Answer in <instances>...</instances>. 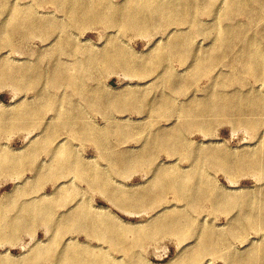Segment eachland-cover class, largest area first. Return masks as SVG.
<instances>
[{"label": "rangeland", "instance_id": "374dc122", "mask_svg": "<svg viewBox=\"0 0 264 264\" xmlns=\"http://www.w3.org/2000/svg\"><path fill=\"white\" fill-rule=\"evenodd\" d=\"M140 1L4 0L5 8L0 11V70L5 66L2 70L29 72L31 78L21 88L0 81V118L9 120L0 121L2 263L78 264V256L90 255V261L82 264H95L105 253L116 259L115 264L118 260L121 264H264V77L243 68L253 55L250 50L264 49V0ZM160 3L171 12L160 15L161 11L155 10ZM177 7L183 8L182 13ZM21 8L39 25H31L28 19L25 24H14L11 19ZM81 8L88 12L82 13ZM153 10L158 21H167L151 19ZM134 12H139V17L144 12L141 27L132 26ZM223 32L229 35L222 39ZM103 55L109 62L90 68L91 73L82 69L78 74L71 69L78 59L93 65L92 57ZM124 60L133 63L132 69L122 65ZM67 66L69 73L75 74L74 82L58 76L59 71H68ZM224 104L236 106L226 117ZM213 107L219 113L214 115ZM21 113L27 121L16 127L12 120ZM50 132L57 138H50ZM171 151L172 156L168 155ZM213 154L218 167L208 158ZM7 157L11 162L16 158V166ZM253 159L260 164H253ZM175 175L187 180L181 197L167 185ZM32 207H39L40 212H27ZM78 208L91 211L87 219L73 216L81 213ZM177 211L182 215H176ZM8 217H13L12 225Z\"/></svg>", "mask_w": 264, "mask_h": 264}, {"label": "bare ground", "instance_id": "6f19581e", "mask_svg": "<svg viewBox=\"0 0 264 264\" xmlns=\"http://www.w3.org/2000/svg\"><path fill=\"white\" fill-rule=\"evenodd\" d=\"M99 1H100V0H99ZM135 1H136V0H135ZM141 1H142V0H141ZM141 1H140V2H141ZM161 1H162V0H161ZM173 1H174V0H172V2H173ZM175 1H176V0H175ZM188 1H190V0H188ZM233 1H234V0H233ZM235 1H236V0H235ZM240 1H241V0H240ZM87 2H88V1H87ZM87 2H86V3H87ZM89 2H90V1H89ZM93 2H94V1H93ZM93 2H92V3H93ZM142 2H143V1H142ZM142 2H141V3H142ZM149 2H150V1H149ZM154 2H155V0H154ZM154 2H153V5L151 4L152 7H153V6H154V7L156 6V5H154ZM162 2H163V1H162ZM170 2H171V1H170ZM176 2H177V1H176ZM191 2H193V1H191ZM141 3H140L139 5H141ZM143 3H144V2H143ZM145 3H146V2H145ZM174 3H175V2H174ZM189 3H190V2H189ZM238 3H239V2H238ZM254 3H255V2H254ZM4 4H5V3H4V0H0V11L3 10V9L5 8V7H4ZM81 4H82V2H81ZM83 4H84V3H83ZM83 4H82V5H83ZM88 4H89V3H88ZM93 4H94V3H93ZM160 4H161V3H160ZM166 4H167V3H166ZM183 4H184V2H183ZM255 4H257V3H255ZM89 5H91V4H89ZM132 5H133V4H132ZM136 5H138V4H136ZM151 5H150L149 7H150V9L152 10L153 8H151ZM168 5H169V4H168ZM172 5H173V4H172ZM191 5H192V4H191ZM193 5H194V4H193ZM236 5L239 6V4H236ZM236 5H233V6H236ZM240 5H241V4H240ZM246 5H247V4H246ZM19 6H20V5H19ZM92 6H93V5H92ZM134 6H135V4H134ZM134 6H133V9H134ZM182 6L184 7V5H182ZM229 6H230V5H229ZM238 6H237V7H238ZM79 7H80V6H79ZM171 7H172V6H171ZM226 7H227V6H226ZM11 8H13L14 11L17 10L15 6H11ZM177 8H178V7H177ZM244 8H246V7H244ZM115 9H116V8H115ZM141 9H142V8H141ZM158 9L161 11V12H159V14H160V13H163V12H167V11L171 12L170 8H168L166 5H164V3L161 4V5H159V6H157V7L155 8V10H157V12H158ZM182 9H183V8H182ZM182 9H181V8H180V9L178 8V10H180V11H181ZM189 9L192 11V9L190 8V6H189ZM34 10H35V9H34ZM106 10H107V8L105 9V12L108 13V10H107V11H106ZM135 10H136V9H135ZM73 11H75V10H73ZM76 11H77V10H76ZM76 11H75V12H76ZM79 11H82V13H83V12H85V13L88 12L87 9H83V8H81V10H79ZM113 11H114V10H113ZM138 11H139V9H138ZM140 11H141V10H140ZM148 11H149V10H148ZM187 11H188V10H187ZM231 11H233L232 8H231ZM234 11H235V10H234ZM234 11H233V12H234ZM236 11H237V10H236ZM236 11H235V12H236ZM34 12H35V11H34ZM114 12H115V11H114ZM157 12H155V11L153 10V11H152V17H150V18H151V19H156V18H157V21H158L159 19H158V16H157ZM102 13H104V12H102ZM117 13H118V12H117ZM138 13H139V12H138ZM138 13H135V12H134V14H131L132 17L130 16V17H131V20L133 21V23H132V26H133V27H139V26L141 27V26L143 25V23H144V19H145V18L141 17V16L143 15L144 12H142V14H141V16H140L141 18L139 17L140 14H138ZM149 13H151V12H148V14H149ZM172 13H173V12H172ZM181 13H182V11H181ZM237 13H238V11H237ZM16 14H17V13H15V16L11 19V20L13 21L14 24H17V25H18V24H25V20L28 19V21L31 23V25H33V26H35L36 24L39 25V21L33 19L32 17H31V18H28L29 16L26 14V11L23 10L22 8H21V12H20L19 14H17V15H16ZM39 14H41V13L39 12ZM39 14H38V15H39ZM112 14H113V12H112ZM166 14H168V13H166ZM183 14H184V13H183ZM187 14H188V13H187ZM230 14H232V13H230ZM9 15H10V14H9ZM11 15H12V14H11ZM42 15H44V14H42ZM105 15H108V14H105ZM109 15H111V11H109ZM129 15H130V14H129ZM160 15H161V14H160ZM188 15L190 16V14H188ZM112 16H113V15H112ZM112 16H111V18H112ZM117 16H118V15H116V17H117ZM239 17H240V16H239ZM113 18H114V17H113ZM113 18H112V19H113ZM168 18H169V17H168ZM176 18H177V17H175V16L173 17L174 20H175ZM8 19H10V17H8ZM184 19H185V25H186V17H185ZM59 20H60V19H59ZM64 20H65V19H64ZM115 20H116V18H115ZM139 20H140V21H139ZM161 20H163V22H165L166 19H161ZM161 20H160V21H161ZM171 20H172V18L170 17V20H169L170 23L173 21V20H172V21H171ZM177 20H178V19H177ZM189 20H190V19H189ZM9 21H10V20H9ZM151 21H152V20H151ZM155 21H156V20H155ZM160 21H158V22L160 23ZM166 21H167V20H166ZM229 21H230V20H229ZM18 22H19V23H18ZM161 22H162V21H161ZM187 22H188V21H187ZM64 23H65V21H64ZM72 23H73V21H72ZM166 23H167V22H166ZM166 23H162V24H166ZM174 23H175V22H174ZM179 23H181V22H179ZM179 23H178V24H179ZM239 23H240V22H239ZM65 24H66V23H65ZM67 24H69V23H67ZM67 24H66V25H67ZM181 24H182V23H181ZM147 25H148V24H147ZM155 25H157V24H155ZM160 25H161V24H160ZM167 25H170V24H167ZM182 25H183V24H182ZM182 25H181L180 27H182ZM241 25H243V24H241ZM20 26H21V25H20ZM60 26H61V23H60ZM62 26H63V24H62ZM149 26H150V25H149ZM180 27H179V28H180ZM222 27H223V26H222ZM63 28H64V27H63ZM237 28H238V27H237ZM242 28H244V27L242 26ZM249 28H250V26H249ZM225 29H226V28H225ZM235 29H236V27H235ZM26 30H27V29H26ZM62 30H63V29H62ZM69 30H70V29H69ZM221 30H222V29H221ZM60 31H61V30H59V32H60ZM64 31H65L66 33L68 32L66 29H65ZM197 31H198V30H197ZM241 31H242V30H241ZM243 31H244V30H243ZM70 32H71V31H70ZM263 32H264V31H263ZM6 33H7V32H6ZM165 33H166V32H165ZM230 33H231V31H230ZM239 33H240V32H239ZM242 33H244V32H242ZM260 33H262V32H260ZM226 34H227V32H226ZM226 34H225V32L222 33V36H223L222 39L224 38V36H225ZM244 34H245V33H244ZM247 34H248V33H247ZM185 35H186V34H185ZM185 35H184V36H185ZM228 35H229V34H227L226 36H228ZM242 35H243V34H242ZM256 35H257V34H256ZM258 35H259V34H258ZM260 35H261V37H262V34H260ZM260 35H259V36H260ZM65 36H67V35H65ZM70 36H71V34H70ZM70 36H68V37H70ZM184 36H183V38H184ZM239 36H240V34H239ZM261 37H260V38H261ZM183 38H182V39H183ZM238 38H239V37H238ZM256 39H257V38H256ZM262 39H263V37H262ZM8 40H10V39H8ZM8 40H7V41H8ZM180 40H181V39H180ZM230 40H232V39H229V41H230ZM246 40H247V38H246ZM263 40H264V39H263ZM7 41H6V42H7ZM184 41H185V39H184ZM250 41L252 42L251 39H250ZM250 41H249V42H250ZM178 42H179V41H178ZM182 42H183V41H182ZM220 42H221V40H220ZM251 42H250V43H251ZM259 42H260V41H259ZM214 43H216V41H215ZM229 43H230V42H229ZM246 43H247V42H246ZM184 44H185V43H184ZM218 44H220V43H218ZM223 44H224V43H223ZM230 44H232V43H230ZM255 44H256V43H255ZM189 45H190V44H189ZM216 45H217V44H215V46H216ZM222 46H223V45H222ZM231 46H232V45H231ZM233 46H234V45H233ZM262 46H264V45H262ZM234 47H236V46H234ZM189 49H191V48H189ZM225 49H226V48H225ZM242 49H243V48H242ZM247 49H248V48H247ZM68 50H69V49H68ZM80 50H82V49H80ZM234 50H235V49H234ZM165 51H166V50H165ZM218 51H221V49L218 50ZM242 51H243V50H242ZM245 51H246V50H245ZM250 51H251V53H253V55L250 54V55H252V56L250 57L251 60L248 61V63L246 64V66L243 67V68L247 69V71H249V73H252V72H253L252 74L256 75V77H264V49H259V50L255 49L254 51H252V50H250ZM233 52H234V51H233ZM235 52H236V51H235ZM106 53H107V52H106ZM218 53H219V52H218ZM225 53H226V52H225ZM237 53H238V52H237ZM243 53H244V52H243ZM243 53H242V54H243ZM103 54H104V53H103ZM178 54H179V53H178ZM187 54H188V53H186V55H187ZM112 55H113V54H112ZM179 55H180V54H179ZM188 55H189V54H188ZM191 55H194V54H191ZM235 55H236V54H235ZM235 55H234V56H235ZM239 55H240V54H239ZM244 55H245V53H244ZM180 56L182 57L183 55H180ZM180 56H179L178 58H181ZM106 57H107V56H104V55H103V57H100V56L95 57V56H93L92 59H91V61H94V63H93V65H92V64L89 63V62L83 64V62L80 61V59H78L77 56H76V58H77L78 60H77V61H74V62L72 63L73 65H72L71 69H72V70L75 69V70L78 72V74L81 73L82 69H84L83 71H85L87 74H88V73H91L90 68H92V67H94V68L101 67L102 64H101L100 62H103V63H105V62H109V59L106 58ZM110 57H111V56H110ZM184 57H185V56H184ZM184 57H183V58H184ZM187 57H188V56H187ZM187 57H186V58H187ZM194 57H195V56H194ZM221 57H222V54H221ZM163 58H164V57H163ZM167 58H168V57H167ZM225 58H226V57H225V55H224V59H225ZM239 58H241V57H239ZM110 59H111V58H110ZM135 59H136V58H135ZM187 59H188V58H187ZM187 59H184V60H187ZM143 60H144V59H143ZM181 60H182V59H181ZM181 60H180V61H181ZM213 60H215V58H214ZM133 61H134V60H133ZM140 61H141V60H140ZM157 61H158V60H157ZM166 61H167V60H166ZM187 61H188V60H187ZM218 61H219V60H218ZM240 61H241V60H240ZM246 61H247V60H246ZM68 62H69V61H68ZM183 62H184V61H183ZM211 62H212V60H211ZM216 62H217V60H216ZM161 63H162V62H161ZM184 63H185V62H184ZM184 63H182V64H184ZM242 63H243V61H242ZM111 64H112V63H111ZM163 64H164V63H163ZM163 64H162V65H163ZM213 64H214V63H213ZM122 65H123L124 67H126V68H130V69H132V67H133V63L128 62L127 60H124V62L122 63ZM136 65H137V64H136ZM139 65H142V63L139 64ZM148 65H149L150 68H151V63H149ZM184 65H185V64H184ZM210 65H211V64H210ZM6 66H7V65H6ZM70 66H71V65H70ZM144 66H145V65H144ZM217 66H218V65H217ZM4 67H5V66H4ZM4 67H2V68H4ZM137 67H139V66L137 65L136 68H137ZM140 67H141V66H140ZM159 67H160V66H159ZM2 68H1V70H0V81H1V80H5L6 82H9V81H10L12 84H14V86H17V87H19V88L23 87V85L28 84V81H25V80H28L29 78H31V77H30L31 74H30L29 72L26 73V72L21 71V70H18V71H15V72H14L11 68H7V69L5 68V69H3V70H2ZM141 68H143V67H141ZM160 68H161V67H160ZM163 68H164V67H163ZM165 68H166V67H165ZM208 68H209V67H208ZM210 68H211V66H210ZM66 69H68V71H66V70H64V69L61 70V71H59V72H58V76H60V78H63V79H66V80H71V82H74V81H75V76H74L75 74L73 75L72 72L69 73L70 68H68V66H67ZM134 70H135V68H134ZM138 70H139V68H138ZM151 70H152V68H151ZM139 71H140V70H139ZM143 71H144V68H143ZM143 71H142V72H143ZM204 71H205V70H204ZM206 71H209V70H206ZM135 72H136V71H135ZM144 72H145V71H144ZM149 72H153V71H150V70H149ZM158 72H159V71H158ZM202 72H203V70H202ZM154 73H155V71H154ZM145 74H146V73H145ZM145 74H144V76H145ZM168 74H169V73H168ZM175 74H176V73H175ZM208 74H209V73H208ZM208 74H207V75H208ZM177 75H178V74H177ZM179 75H180V74H179ZM207 75H206V76H207ZM248 75H249V74H248ZM169 76H170V74H169ZM173 76H174V73H173ZM182 76H183V75H182ZM188 76H189V75H188ZM203 76H204V75H203ZM158 77H159V76H158ZM24 78H25V79H24ZM46 78H47V77H45V79H46ZM93 78H94V77H93ZM174 78H175V77H174ZM217 78H218V77H217ZM224 78H225V77H224ZM224 78H223V79H224ZM21 79H23V81H25L24 84H23V81H21ZM37 79H39V77H37ZM228 79H229V78H228ZM228 79H227V80H228ZM53 80H54V79H53ZM86 80H87V79H86ZM86 80H85V81H86ZM88 80H89V79H88ZM215 80H216V79H215ZM249 80H250V79H249ZM45 81H46V80H45ZM166 81H167V80H166ZM166 81H165V84H166ZM223 81H224V80H222L221 82H223ZM239 81H240V80H239ZM246 81H248V80H246ZM212 82H213V81H212ZM30 83H31V82H30ZM170 83H171V82H170ZM215 83H216V82H215ZM215 83H214V84H215ZM40 84H41V83H40ZM43 84H44V83H43ZM53 84H54V82H53ZM221 85H222V84H221ZM63 86H64V85H63ZM171 86H172V85H171ZM212 86H213V84H212ZM212 86H211V87H212ZM32 87H33V86H32ZM169 87H170V86H169ZM243 87H244V86H243ZM245 87H246V86H245ZM170 88H171V87H170ZM175 89H176V88H175ZM232 89H233V87H232ZM232 89L230 88V90H232ZM108 90H109V89H108ZM241 90H244V89H242V87H241ZM166 91H168V90H166ZM170 91H171V90H170ZM244 91H245V90H244ZM240 92H241V91H240ZM240 92H239V93H240ZM169 93H170V92H169ZM222 94H223V93H222ZM230 94H231V93H229L228 95H230ZM51 96H52V95H51ZM224 96H226V95H224ZM241 96H242V95H241ZM53 97H54V96H53ZM53 97H52V98H53ZM209 97H210V96H209ZM212 97H213V96H212ZM236 97H238V96H236ZM236 97H235V98H236ZM47 98H49V96H48ZM47 98H46V99H47ZM100 98H101V97H100ZM238 98H239V97H238ZM172 99H173V98H172ZM172 99H171V100H172ZM229 99H230V102H231V98H229ZM48 100H49V99H48ZM173 100H174V99H173ZM213 100H215V98H213L212 101H213ZM227 100H228V99H227ZM45 101H46V100H45ZM224 101H225V100H224ZM232 101H233V100H232ZM77 102H78V100H77ZM173 102L175 103L176 101H173ZM177 102H178V101H177ZM217 102H218V101H217ZM235 102H236V101H235ZM239 102H240V99H239ZM258 102H259V101H258ZM179 103H180V102H179ZM225 103H227V102H225ZM222 104H223V103H222ZM228 104H229V103H227V105H228ZM231 104H232V103H231ZM142 105H143V104H142ZM174 105H175V104H174ZM177 105H178V104H177ZM225 105H226V104H224V106H223V107H224V109H223V113H224L223 117H224L226 114L230 113V112H234V111H235L234 108L236 107V106L234 105V108H231V107H229V106H225ZM172 106H173V104H172ZM241 107H242V106H241ZM259 107H260V106H259ZM129 108H130V107H129ZM143 108H144V107H143ZM176 108H177V107H176ZM180 108H181V107H180ZM213 108H214V107H213ZM229 108H230V109H229ZM130 109H133V108L131 107ZM150 109H151V108H150ZM150 109H149V111H150ZM172 109H173V108H172ZM181 109H182V108H181ZM190 109H191V108H190ZM199 109H200V108H199ZM205 109H206V108H205ZM246 109H248V106H247ZM158 110H159V109H158ZM214 110H215V111H214ZM244 110H245V109H244ZM257 110H259V109H257ZM175 111H176V110H175ZM205 111H206V113H207V110H205ZM71 112H72V111H71ZM214 112H215V113H219V112H216V108L213 109V114H214ZM227 112H228V113H227ZM237 112H238V111H237ZM110 113H111V112H110ZM156 113H157V112H156ZM257 113H258V112H257ZM257 113H256V116H257ZM63 114H64V113H63ZM63 114H62V115H63ZM65 114H66V113H65ZM152 114H153V113H152ZM237 114H238V113H237ZM237 114H236V115H237ZM258 114H259V113H258ZM62 115H61V116H62ZM166 115H167V114H166ZM203 115H204V114H203ZM214 115H215V114H214ZM217 115H218V114H217ZM230 115H233V114H230ZM64 116H65V115H64ZM112 116H113V115H112ZM207 116H208V115H207ZM207 116H206V117H207ZM215 117H216V116H215ZM215 117H214V118H215ZM217 117H218V116H217ZM219 117L221 118V116H219ZM225 117H226V116H225ZM258 117H259V116H258ZM260 117H261V115H260ZM57 118L59 119V116H58ZM160 118H161V116H160ZM207 118H208V117H207ZM207 118H206V119H207ZM236 118H237V117H236ZM156 119H157V118H156ZM192 119H193V118H192ZM199 119H200V118H199ZM216 119H217V118H216ZM216 119H215V120H216ZM223 119H224V118H223ZM223 119H222V121H223ZM226 119H227V118H226ZM232 119H235V118H232ZM256 119H257V117H256ZM74 120H75V119H74ZM154 120H155V119H154ZM157 120H159V119H157ZM183 120H184V119H183ZM202 120H203V119H202ZM204 120H205V119H204ZM235 120H236V119H235ZM237 120H238V119H237ZM259 120H261V119H259ZM0 121L5 123V122H8L9 120H7L6 118L4 119V118L1 117V118H0ZM26 121H27V120H26V117H25V115L22 114V113L19 114V116H17L14 120H12L13 124H14L16 127L20 126V125H21L20 123H25ZM57 121H58V123H61L62 120L60 119V120H57ZM75 121H77V120H75ZM81 121H83V120H81ZM89 121H90V120H89ZM206 121H207V120H206ZM206 121H205V122H206ZM208 121H210V119H209ZM216 121H217V120H216ZM220 121H221V120H220ZM226 121H227V120H226ZM257 121H258V120H257ZM55 122H56V121H55ZM65 122H66V119H65V121L62 122V123L64 124ZM69 122H71V121H69ZM86 122H88V120H86ZM90 122H91V121H90ZM155 122H156V121H155ZM218 122H219V121H218ZM229 122H230V121H229ZM262 122H263V121H262ZM77 123H78V122H77ZM91 123H92V122H91ZM185 123H186V122H185ZM185 123H183V124H185ZM187 123H188V122H187ZM209 123H211V121H210ZM209 123H208V124H209ZM71 124H72V123H71ZM188 124H189V123H188ZM188 124H185V125H188ZM204 124H205V126H206V123H204ZM258 124H259V123H258ZM64 125H65V124H64ZM64 125L62 126L63 128L66 127V126H64ZM211 125H212V124H211ZM2 126H3V125H2ZM75 126H76V125H75ZM196 126L198 127V125H196ZM207 126H209V125H207ZM239 126H240V125H239ZM258 126H259V125H258ZM71 127H72V125H71ZM91 127H92V126H91ZM120 127H121V126H120ZM182 127H183V126H182ZM190 127L192 128V126H190ZM193 127H194V126H193ZM56 128H57V127H56ZM89 128H90V127H89ZM187 128H189V127H187ZM208 128H209V127H208ZM193 129H194V128H193ZM0 130H1V129H0ZM55 130H57V129H55ZM189 130H190V129H189ZM200 130L203 131L204 129H200ZM62 131H63V130H62ZM69 131H71V130H69ZM72 131H73V130H72ZM254 131H255V130H254ZM48 132H49V131H48ZM48 132H47V133H48ZM53 132H54V131H53ZM58 132H59V131H58ZM64 132H65V130H64ZM64 132H63V133H64ZM77 132H78V131H77ZM68 133H69V132H68ZM78 133H79V132H78ZM169 133H171V132H169ZM256 133H257V132H256ZM51 134H52V132H50V138H51V137H55V136H51ZM79 134H80V133H79ZM175 134H176V133H175ZM175 134H174V135H175ZM179 134H181V133H179ZM45 135H46V134H45ZM52 135H54V133H53ZM59 135H60V134H59ZM93 135L95 136L94 133H93ZM184 135H185V134H184ZM62 136H63V135H62ZM68 136H69V135H68ZM72 136H73V135H72ZM89 136H91V138L93 139L92 135H89ZM96 136H97V135H96ZM104 136H105V134H104ZM106 136H107V135H106ZM166 136H167V135H166ZM172 136H173V134H172ZM185 136H186V135H185ZM44 137H46V136H44ZM59 137H60V136H59ZM174 137H175V136H174ZM55 138H57V137H55ZM86 138H87V137H86ZM95 138H96V137H95ZM100 138H101V137H100ZM154 138H155V137H154ZM163 138H164V137H163ZM172 138H173V137H172ZM172 138H171V139H172ZM183 138H184V137H183ZM71 139H72V138H71ZM71 139H70V142H71ZM92 139H91V140H92ZM155 139H156V138H155ZM184 139H185V138H184ZM48 140H49V139H48ZM88 140H89V138H88ZM88 140H87V142H88ZM91 140H90V141H91ZM93 140H94V139H93ZM95 140H96V139H95ZM105 140H106V139H105ZM157 140H158V139H157ZM41 141H42V140H41ZM41 141H39V142H40V144H41L42 146H47V145H48V144L45 145L46 142H44V144H42ZM90 141H89V142H90ZM99 141H100V140H99ZM99 141H98V142H99ZM185 141H186V140H185ZM42 142H43V141H42ZM60 142H61V141H60ZM84 142H85V141H84ZM155 142H156V141H155ZM155 142H153V144H154ZM53 143H54V142H53ZM99 143H100V142H99ZM105 143H106V142H105ZM156 143H157V142H156ZM156 143H155V144H156ZM50 144H51V143H50ZM50 144H49V146H50ZM93 144H96V143H93ZM100 144H102V143H100ZM148 144H149V143H148ZM155 144H154V145H155ZM263 144H264V143H263ZM51 145H52V144H51ZM170 145H171V142H170ZM172 145H173V143H172ZM179 145H180V144H179ZM179 145L177 144V146H179ZM184 145H185V144H184ZM259 145H260V144H259ZM259 145H258V146H259ZM35 146H37V144H36ZM35 146H34V147H35ZM71 146H72V145H71ZM101 146H102V145H101ZM101 146H100V147H101ZM161 146H162V144H161ZM177 146L174 147V148H177ZM185 146H186V145H185ZM185 146H184V148H185ZM47 147H48V146H47ZM100 147H98V148H100ZM144 147H145V146H144ZM159 147H160V145H159ZM179 147H180L181 149L183 148L182 146H179ZM179 147H178V148H179ZM187 147H188V146H187ZM103 148H104V145H103ZM32 149H33V147H32ZM160 149H161V148H160ZM165 149H166V148H164V150H165ZM189 149H190V148H189ZM44 150H45V149H44ZM55 150H56V149H55ZM130 150H131V149H130ZM130 150H129V151H130ZM142 150H143V149H142ZM185 150H186V148H185ZM45 151H46V150H45ZM75 151H76V150H75ZM107 151H108V150H107ZM131 151H132V150H131ZM146 151H147V150H146ZM146 151H145V152H146ZM168 151H169V150H168ZM168 151H167V152H168ZM172 151H173V150H172ZM172 151H171V153H169L168 155H171V156H172V154H173ZM179 151H180V150H179ZM179 151H178V152H179ZM2 152H3V151H2ZM5 152H6V151H5ZM164 152L166 153V150H165ZM183 152H184V151H182V153H183ZM260 152H263V151L260 150ZM3 153H4V152H3ZM8 153H9V152H8ZM34 153H36V152H34ZM40 153H41V152H40ZM102 153H104V152H102ZM130 153H131V152H130ZM147 153H148V151H147ZM179 153H180V152H179ZM201 153H202V152H201ZM4 154H5V153H4ZM113 154H114V153H113ZM131 154H132V153H131ZM159 154H160V153H159ZM254 154H256V153H254ZM111 155H112V153H111ZM115 155H116V154H115ZM146 155H147V154H146ZM153 155H154V154H153ZM258 155H259V154H258ZM260 155H261V154H260ZM7 156H8V155H7ZM10 156H11V155H10ZM78 156H79V155H78ZM143 156H144V155H143ZM150 156H151V155H150ZM198 156H199V155H198ZM198 156H197V159H198ZM204 156H205V159H206V155H205V154H204ZM209 156H210V157H209ZM250 156H251V155H250ZM255 156H256V155H255ZM262 156H263V154H262ZM262 156H261V157H262ZM75 157H76V156H75ZM120 157H121V156H120ZM202 157H203V155H202ZM223 157H224V156H223ZM257 157H258V156H257ZM257 157H256V158H257ZM7 158L9 159V157H7ZM11 158H12V157H11ZM208 158H210V161H211L212 163H217L216 166L218 167V164H219L218 162H219V161H218V158L215 156V154H213V155H208ZM226 158H227V157H226ZM233 158H234V157H233ZM233 158H232V159H233ZM244 158H245V157H244ZM251 158H253V157H251ZM0 159H1V158H0ZM124 159H125V158H124ZM124 159H123V160H124ZM205 159H204V160H205ZM257 159H258V158H257ZM261 159H262V158H261ZM263 159H264V158H263ZM10 160H11V159H9V161H10ZM147 160H148V159H147ZM147 160H146V161H147ZM151 160H152V159H151ZM79 161H80V160H79ZM143 161H144V160H143ZM197 161H198V160H197ZM206 161H207V160H206ZM238 161H239V160H238ZM248 161H249V160H248ZM12 162H13V164L16 163V162H17V159H16V158H13V159H12ZM12 162L10 161L9 163H12ZM113 162H114V161H113ZM127 162H129V160H128ZM141 162H142V161H141ZM249 162H251V161H249ZM79 163H81V162H79ZM79 163H78V164H79ZM84 163H85V162H84ZM88 163H89V161H88ZM109 163H111V162H109ZM204 163H205V162H204ZM261 163H262V161H261ZM263 163H264V162H263ZM85 164H86V163H85ZM113 164H114V163H113ZM144 164H145V163H144ZM199 164H201V162H200ZM220 164H221V163H220ZM222 164H223V162H222ZM222 164H221L219 167H221ZM253 164H255V165H259L260 162H259L258 160H256V159H255V160L253 159ZM14 165H15V164H14ZM86 165H88V164H86ZM97 165H98V163H97ZM119 165H120V164H119ZM140 165H141V164H140ZM10 166H11V164H10ZM15 166H16V165H15ZM15 166H14V167H15ZM81 166H84V164L81 165ZM81 166L79 165L78 168H80ZM100 166H101V165H100ZM2 167H3V166H2ZM5 167H9V166L6 165ZM117 167H119V166H117ZM223 167L227 168L225 165H224ZM230 167H231V166H230ZM232 167H233V166H232ZM234 167H235V166H234ZM234 167H233V169H234ZM0 168H1V166H0ZM81 168H82V167H81ZM83 168H84V167H83ZM85 168H86V167H85ZM85 168H84V169H85ZM92 168H93V167H92ZM119 168H120V167H119ZM119 168H118V169L116 168V169L119 170ZM166 168H168V167H166ZM221 168H222V167H221ZM225 168H224V169H225ZM235 168H236V167H235ZM261 168H262V167H261ZM10 169H11V168L9 167V170H10ZM12 169H13V168H12ZM95 169H96V168H94V171H95ZM99 169H100V168H99ZM160 169H161V168H160ZM0 170H1V169H0ZM2 170H3V168H2ZM5 170H6V169H5ZM17 170H18V169H17ZM17 170H16V171H17ZM70 170H71V168H70ZM70 170H69V171H70ZM87 170H88V169H87ZM112 170H113V169H112ZM226 170H229V169L227 168ZM7 171H8V168H7ZM62 171H63V170H62ZM80 171H82V169H80ZM80 171H79V174H80ZM89 171H90V169H89ZM91 171H92V170H91ZM163 171H164V170H163ZM166 171H167L166 174H168V169H166ZM229 171H230V170H229ZM244 171H245V170H244ZM251 171H254V170H251ZM257 171H258V170H257ZM77 172H78V171H77ZM82 172H83V171H82ZM82 172H81V173H82ZM177 172H178V171H177ZM70 173H71V172H70ZM89 173H90V172H89ZM62 174H63V173H62ZM72 174H73V173H72ZM72 174H71V175H72ZM76 174H77V173H76ZM96 174H97V173H96ZM96 174H94V177H95V176L97 177L98 174H97V175H96ZM175 174H176V173H175ZM178 174L180 175L179 172H178ZM183 174H184V173H183ZM192 174H193V173H192ZM101 175H102V174H101ZM169 175H170V173H169ZM184 175H185V174H184ZM72 176H73V175H72ZM76 176H78V175H75V177H76ZM86 176H87V175H86ZM86 176H85V177H86ZM89 176H91V174H89ZM89 176H88V177H89ZM103 176H104V175H103ZM156 176H157V175H156ZM159 176H160V174H159ZM161 176H162V175H161ZM165 176H166V175H165ZM172 176H173V175H171V177H172ZM177 176H178V175H177ZM182 176H183V175H182ZM185 176H186V175H185ZM187 176H188V174H187ZM187 176H186V177H187ZM189 176H190V175H189ZM63 177H64V176H63ZM80 177H81V174H80L79 178H80ZM85 177H83V178L85 179ZM92 177H93V176H92ZM96 177H95V178H96ZM197 177H198V176H197ZM65 178H66V177H65ZM81 178H82V177H81ZM100 178L103 179L102 176H100ZM107 178H108V177H107ZM162 178H163V177H162ZM165 178H166V177H165ZM169 178H170V176H169ZM86 179H87V178H86ZM91 179H93V178H91ZM91 179H90V180H91ZM167 179H168V177H167ZM187 179H188V178H187ZM94 180H96V179H94ZM94 180H93V181H94ZM97 180H99V178H97ZM164 180H165V179H164ZM184 180H185L184 177H176V175H175V177L172 178V180H171V178H170V180H169L170 182L167 181V182L169 183V184H167V185H169V190H173V191H175V192L177 193V194H176L177 197H181V195L183 194V192H180V190L183 189V188H182V185H185V181H187V180H185V181H184ZM104 181L107 182V180L103 179L102 182H104ZM203 181H204V180H203ZM161 182H162V181H160V184H159V185H161ZM90 183H91V185H93L92 182H90ZM97 183H98V182H97ZM97 183H95V186H96ZM104 183H105V182H104ZM108 183H109V181H108ZM108 183H107V184H108ZM109 184H110V183H109ZM214 184H215V183H214ZM165 185H166V183H165ZM188 185H189V184H188ZM188 185H187V186H188ZM210 185H211V184H210ZM212 185H213V184H212ZM97 186H98V185H97ZM110 186H111V185H110ZM191 186H192V185H191ZM92 187H93V186H92ZM161 187H162V185H161ZM212 187H213V186H212ZM106 188H109V187H106ZM163 188H164V187H163ZM167 188H168V186H167ZM181 188H182V189H181ZM111 189H112V188H111ZM160 189H161V188H160ZM177 189H178V190H177ZM67 190H68V189H67ZM184 190H185V189H184ZM68 191H69V190H68ZM111 191H112V190H111ZM161 191H162V190H161ZM195 191H196V190H195ZM195 191H194V192H195ZM72 192H73V191H72ZM66 193H67V191H66ZM157 193H158V192H157ZM163 193H164V192L162 191V194H163ZM195 193H196V192H195ZM205 193H206V192H205ZM216 193H217V192H216ZM158 194H159V193H158ZM197 194H198V193H197ZM263 194H264V193H263ZM64 195H65V194H64ZM156 195H157V194H156ZM164 195H165V193H164ZM166 195H167V194H166ZM217 195H220V193L217 194ZM112 196H113V195H112ZM182 196H183V195H182ZM220 196H221V198L223 197L222 195H220ZM113 197H114V196H113ZM113 197H112V198H113ZM117 198H118V197H117ZM127 198L130 199L129 195H128ZM206 198H207V197H206ZM215 198H216V197H215ZM219 198H220V197H218L217 200H218ZM259 198H260V197H259ZM71 199H72V198H71ZM159 199H160V198H159ZM184 199H185V198H184ZM222 199H223V198H222ZM222 199H221V200H222ZM73 200H74V199H73ZM119 200H120V199H118V201H119ZM160 200H161V199H160ZM120 201H121V200H120ZM131 201H132V200H131ZM223 201H225V199L222 200V202H223ZM254 201H255V199H254ZM121 202H122V201H121ZM154 202H155V201H154ZM218 202H219V201H218ZM215 203H216V201H215ZM219 203H220V202H219ZM256 203H257V202H256ZM253 204H254V203H253ZM257 204H258V203H257ZM50 205H51V204H50ZM256 207H257V206H256ZM256 207H255V210L257 209ZM43 208H46V207H43ZM251 208H252V207H251ZM253 208H254V207H253ZM22 209H23V208H22ZM47 209H48V211H49V208H47ZM79 209H80L81 213H80L79 215H77V216H75V215L73 214V216L76 217V219H77L78 217L81 218V219H82L83 217H85V218L87 219V218H88V213L91 212V211H89V212L86 211V210L88 209V207H87V209L78 208V212H80ZM81 209H82V210H81ZM219 209H221V208H219ZM223 209H224V208H223ZM226 209H227V208H226ZM226 209H225V210H226ZM228 209H229V208H228ZM41 210H43V209H41ZM45 210H46V209H45ZM45 210H44V211H45ZM88 210H89V209H88ZM105 210H106V209H105ZM2 211H3V210H2ZM22 211H23V210H22ZM74 211H75V210H74ZM97 211H98V210H97ZM256 211H257V210H256ZM27 212H30V213H31V212L39 213V212H40V208H39V207H37V208H36V207H32V208L28 209ZM98 212H99V211H98ZM100 212H101V211H100ZM102 212H103V211H102ZM104 212H105V211H104ZM177 212H178V211H177ZM177 212H176V213H177ZM258 212H259V211H258ZM3 213H4V212H3ZM53 213H54V211H53ZM43 214H44V212H43ZM47 214H48V212H47ZM67 214H68V213H67ZM77 214H78V213H77ZM95 214H96V211H95ZM172 214H173V213H172ZM178 214H179V212H178L176 215H178ZM180 214H181V213H180ZM180 214H179V215H180ZM252 214H253V211H252ZM71 215H72V214H71ZM99 215H100V214H99ZM181 215H182V214H181ZM181 215H180V216H181ZM254 215H255V214H254ZM256 215H257V214H256ZM258 215H259V214H258ZM39 216H41V215H39ZM39 216H37V217L39 218ZM45 216H46V213H45ZM49 216H51V215H49ZM62 216H63V215H62ZM73 216H72V217H73ZM247 216H248V215H247ZM6 217H7V216H6ZM24 217H25V216H24ZM69 217H70V216H69ZM94 217H95V215H94ZM176 217H177V220H176L177 222H176L175 224H178V223H180V222H179L178 216H176ZM183 217H184V216H183ZM250 217L252 218V216H250ZM0 218H1V216H0ZM25 218H26V217H25ZM31 218H32V216H31ZM38 218L35 219V220H38ZM91 218H93V216H91ZM100 218H101V217H100ZM174 218H175V217H174ZM174 218H173V219H174ZM8 219H9V217H8ZM12 219H13V217H12L11 219H9V221L12 220ZM17 219H18V218H17ZM17 219H16V221H18ZM23 219H24V218H23ZM29 219H30V218H29ZM41 219H42V221H44L43 218L40 217V221H41ZM48 219L51 221V220H52V217H51V218H48ZM72 219H73V218H72ZM86 219H85V220H86ZM97 219H98V218H97ZM249 219H250V218H249ZM249 219H248V220H249ZM252 219H253V218H252ZM257 219H259V218H257ZM69 220L71 221V219H69ZM93 220H94V219H93ZM183 220H184V219H182V221H183ZM50 221H49V223H50ZM58 221H59V220H58ZM111 221H112V220H111ZM253 221H254V220H253ZM258 221H259V220H258ZM6 222H7V221H6ZM6 222H5V224H6ZM72 222H73V221H72ZM74 222H75V221H74ZM74 222H73V223H74ZM77 222H78V221H77ZM99 222H100V221H99ZM102 222H103V221H102ZM113 222H114V221H113ZM186 222H187V221H186ZM247 222H248V221H246V223H247ZM249 222H251V221H249ZM9 223L11 224V223H13V222L10 221ZM9 223H8L7 225H9ZM28 223H29V222H28ZM47 223H48V222L46 221V224H47ZM64 223L68 224V222H64ZM173 223H174V222H173ZM173 223H172V224H173ZM182 223H183L184 225H186V226H187V224H188V223H184V222H182ZM254 223L256 224L257 222H254ZM258 223H259V222H258ZM3 224H4V223H3ZM14 224H15V223H14ZM16 224H17V223H16ZM50 224H51V223H50ZM66 224H65V225H66ZM69 224H70V225H73V224H71V223H69ZM74 224H75V223H74ZM76 224H77V223H76ZM89 224H90V223H89ZM89 224H88V225H89ZM95 224H97L96 221H95ZM98 224H99V223H98ZM98 224H97V227L99 226ZM172 224H171V225H172ZM249 224H251V223H249ZM11 225H12V224H11ZM109 225H110V224H109ZM168 225H169V224H168ZM16 226H17V225H16ZM66 226H68V225H66ZM66 226H65V227H66ZM101 226H102V225H101ZM115 226H117V225H115ZM118 226H119V225H118ZM178 226H179V225H178ZM186 226H185V228H186ZM253 226H254V225H253ZM8 227H9V226H7V228H8ZM13 227H14V226H13ZM65 227H64V228H65ZM113 227H114V226H112V228H113ZM171 227H172V226H171ZM174 227H175V226H174ZM181 227H182V226H181ZM188 227H190V226L188 225ZM62 228H63V226H62ZM68 228H69V227H67V229H68ZM73 228H74V225H73ZM75 228H76V227H75ZM88 228H89V227H88ZM98 228H99V227H98ZM115 228H116V227H115ZM175 228H177V227H175ZM182 228H184V227H182ZM0 229H1V228H0ZM2 229H3V228H2ZM2 229H1V230H2ZM13 229H14V228H13ZM172 229H174V228L172 227ZM258 229H260V228L258 227ZM3 230H4V229H3ZM11 230H12V229H11ZM63 230H66V229H63ZM96 230H97V229H96ZM179 230H180V229H179ZM185 230H186V229H185ZM261 230H262V229H261ZM61 231H62V230H61ZM108 231H109V230H108ZM108 231H107V232H108ZM122 231H123V230H122ZM174 231H175V229H174ZM181 231H182V230H181ZM181 231H179V232L181 233ZM183 231H184V230H183ZM183 231H182V232H183ZM211 231H212V230H211ZM66 232H67V231H66ZM126 232H127V231H126ZM128 232H129V231H128ZM128 232H127V233H128ZM131 232H134V231H131ZM175 232H176V231H175ZM179 232H177V233L179 234ZM185 232H187V231H185ZM185 232H183V233H185ZM209 232H210V231H209ZM108 233H110V232H108ZM127 233H126V234H127ZM213 233H214V232H213ZM63 234H66V233H63ZM114 234H115V233H114ZM147 234H148V233H147ZM209 234H210V233H209ZM128 235H129V234H128ZM130 235L132 236L131 233H130ZM130 235H129V236H130ZM180 235H181V234H180ZM212 235H213V234H211L210 237H212ZM217 236H218V235H217ZM115 237H116V236H115ZM125 237L128 238L127 236H125ZM207 237H208V236H207ZM221 237H222V236H221ZM122 238L124 239V237H122ZM129 238H131V237H129ZM215 238H216V235H215ZM217 238H218V237H217ZM219 238H220V237H219ZM224 238H225V237H224ZM131 239H132V238H131ZM125 240H126V239H125ZM128 240H129V239H128ZM128 240H126V241H128ZM138 240H139V239H138ZM141 240H142V239H141ZM212 240H213V238H212ZM217 240H218V239H217ZM217 240H214V241L217 243V242H218ZM222 240H223V239H222ZM130 241H131V240H130ZM146 241H147V239H146ZM128 242H129V241H128ZM208 242H209V241H208ZM211 242H213V241H211ZM109 243H110V242H109ZM121 243H122V242H121ZM129 243H130V242H129ZM220 243H221V241H220ZM263 243H264V242H263ZM111 244H112V243H111ZM117 244H118V243H117ZM134 244H135V243H133V245H134ZM137 244H138V246H139V242H138ZM207 244H208V243H207ZM207 244H206V245H207ZM218 244H219V242H218ZM223 244H225V243H223ZM121 245H122V244H121ZM130 245H131V243H130ZM130 245H129V246H130ZM206 245H205V246H206ZM118 247H119V246H118ZM135 247H136V244H135ZM206 247H207V246H206ZM206 247H205V248H206ZM88 248H89V247H88ZM88 248L85 249V251H88ZM119 248H120V247H119ZM122 248H123V247H122ZM207 248H208V247H207ZM217 248H218V247H217ZM256 248H257V247H256ZM136 249H137V248H136ZM136 249H135V250H136ZM213 249H214V248H213ZM54 250H55V249H54ZM54 250H51V252H52L51 254H53V251H54ZM68 250H69V249H68ZM78 250H79V249H78ZM92 250H94V249H92ZM135 250H134V252H135ZM259 250H260V249H259ZM60 251H64V250H60ZM71 251H72V250H71ZM76 251H77V249H76ZM95 251H96V250H95ZM122 251H123V250H122ZM127 251H128V250H127ZM255 251H256V250H255ZM5 252H6V251H5ZM5 252H4V253H5ZM58 252H59V251H58ZM73 252H74V249H73ZM77 252H78V251H77ZM89 252H90V250H89ZM129 252H130V251H129ZM60 253H61V252H60ZM91 253H93V252L91 251ZM132 253H133V252H132ZM132 253H130V254H132ZM256 253H257V252H256ZM5 254H6V253H5ZM75 254H76V253H75ZM93 254H94V253H93ZM98 254H99V253H98ZM98 254H97V256H99ZM135 254H136V253H135ZM135 254H132V255H135ZM63 255H64V254H63ZM63 255H62V256H63ZM78 255H79V253H78ZM83 255H85V254H83ZM101 255H102V256L99 257V260H97V259H96L97 256L95 257V255H94L95 259L97 260V262H96V261L94 262L95 264H115V262H116L115 260H116V259L114 260L111 256H110V258H109V255H107V254H105V253H103V254H101ZM2 256H3V255H2ZM67 256H68V255H67ZM88 256H90V255H86L85 257H84V256H81V255L78 256V257H77L78 264H82V263H84L83 261L87 260V257H88ZM254 256H256V255H254ZM257 256H258V255H257ZM257 256H256V257H257ZM63 257H64V256H63ZM63 257H62V258H63ZM94 257H93V258H94ZM256 257H254V258H256ZM258 257H259V256H258ZM261 257H262V256H261ZM58 258H60V257H58ZM66 258H67V257H66ZM72 258H73V260H74V257H72ZM83 258H85V259H83ZM68 259H69V257H68ZM90 259H91V258H90ZM90 259H88V260L90 261ZM236 259H237V258H236ZM65 260H67V259H65ZM88 260H87V262H88ZM238 260H240V259H238ZM241 260H242V259H241ZM257 260H258V259H257ZM80 261H82V262H80ZM234 261H235V260H234ZM252 261H253V260H251V262H252ZM254 261H255V260H254ZM70 262H71V261H70ZM87 262H86V264H87ZM117 262H118V264H121V263H120L121 260H118ZM231 262H232V260H231ZM237 262H238V261H237ZM237 262H236V263H237ZM239 262H240V261H239ZM239 262H238V264H242V263H243V262H242V263H239ZM72 263H73V262H72ZM244 263H245V262H244ZM244 263H243V264H244ZM0 264H4V263H2V262L0 261ZM26 264H27V263H26ZM232 264H234V263H232ZM246 264H247V263H246ZM250 264H254V263H250ZM255 264H256V263H255ZM260 264H263V263L261 262Z\"/></svg>", "mask_w": 264, "mask_h": 264}]
</instances>
